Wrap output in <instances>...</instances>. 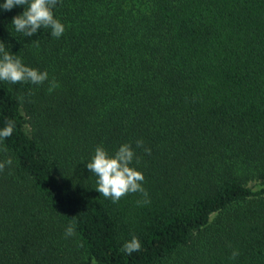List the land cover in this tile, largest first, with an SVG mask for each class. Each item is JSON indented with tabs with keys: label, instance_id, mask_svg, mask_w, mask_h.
I'll list each match as a JSON object with an SVG mask.
<instances>
[{
	"label": "trees",
	"instance_id": "trees-1",
	"mask_svg": "<svg viewBox=\"0 0 264 264\" xmlns=\"http://www.w3.org/2000/svg\"><path fill=\"white\" fill-rule=\"evenodd\" d=\"M22 11L0 41L49 80L0 81V264H264V0H59L60 38L16 32ZM126 142L148 204L86 168Z\"/></svg>",
	"mask_w": 264,
	"mask_h": 264
},
{
	"label": "clouds",
	"instance_id": "clouds-1",
	"mask_svg": "<svg viewBox=\"0 0 264 264\" xmlns=\"http://www.w3.org/2000/svg\"><path fill=\"white\" fill-rule=\"evenodd\" d=\"M59 0H5L0 4V13L11 11L18 6L23 7L22 13L12 17L11 24L18 33L26 36H33L40 29H50L51 35L60 38L65 32V25L55 15V7ZM34 46L39 47V41L34 42ZM49 80L46 70L40 71L37 68L26 65L20 56L12 53L5 47V43L0 41V81L10 84L31 83L42 85ZM59 87L53 78L49 82V92ZM16 124L12 119H7L4 126L0 127V142L11 137L15 131ZM136 148H143V151L150 155L151 149L144 147L143 140H137ZM0 151L7 152L6 148ZM140 163L136 149L129 142L121 144L115 151L109 152L102 144L97 145L91 159L87 161L86 168L96 177L95 190L105 199L118 203L129 194H140L142 200H137V204L150 203L149 194L144 187L145 177L136 165ZM12 165L10 157L0 161V172L6 166ZM75 235L74 225L69 224L65 230V237ZM142 248L140 239L133 235L126 240L121 251L131 256L139 252ZM238 250H233L231 259L235 260L239 256Z\"/></svg>",
	"mask_w": 264,
	"mask_h": 264
},
{
	"label": "rangeland",
	"instance_id": "rangeland-1",
	"mask_svg": "<svg viewBox=\"0 0 264 264\" xmlns=\"http://www.w3.org/2000/svg\"><path fill=\"white\" fill-rule=\"evenodd\" d=\"M246 183L253 184L255 187H259L261 184V178H257L255 176H249L245 178ZM214 216V213L210 215V218ZM82 264H95L94 260L90 256H83L82 257Z\"/></svg>",
	"mask_w": 264,
	"mask_h": 264
}]
</instances>
